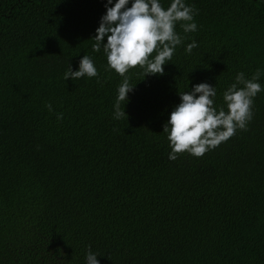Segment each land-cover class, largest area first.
<instances>
[{
	"label": "trees",
	"instance_id": "1",
	"mask_svg": "<svg viewBox=\"0 0 264 264\" xmlns=\"http://www.w3.org/2000/svg\"><path fill=\"white\" fill-rule=\"evenodd\" d=\"M105 3L0 0V264H86L89 246L99 264H264V91L202 157L169 160L163 133L195 84L217 85V105L238 72L264 86V0H186L197 31L177 24L163 75L126 73L119 120L123 77L92 47ZM84 55L98 77L65 80Z\"/></svg>",
	"mask_w": 264,
	"mask_h": 264
},
{
	"label": "clouds",
	"instance_id": "2",
	"mask_svg": "<svg viewBox=\"0 0 264 264\" xmlns=\"http://www.w3.org/2000/svg\"><path fill=\"white\" fill-rule=\"evenodd\" d=\"M104 6L106 13L96 29V43L92 47L94 52L103 47L108 68L123 77L113 105V119L119 120L127 116L121 103L125 106L136 85L126 73L139 66L145 76L163 75L164 66L183 42L176 31L177 24L184 33L197 31L196 9L186 0H171L167 8L161 0H106ZM196 47L197 42L192 40L185 51L191 53ZM261 75V69L250 78L238 72L234 82L222 93V105H217V85L202 82L193 85L190 91L179 92L180 103L171 111L163 128L171 149L168 159L175 161L178 154L185 152L202 157L234 136L237 130H246L254 116V99L264 91L259 82ZM85 76L98 77L89 55L81 58L78 70L73 71L70 65L64 73L65 80L75 81ZM45 107L53 111L51 103ZM57 119L62 120L63 114L58 113ZM97 257L89 246L86 264H99Z\"/></svg>",
	"mask_w": 264,
	"mask_h": 264
}]
</instances>
